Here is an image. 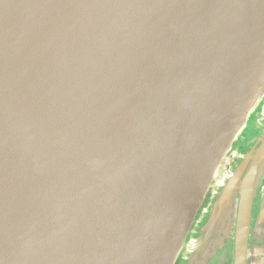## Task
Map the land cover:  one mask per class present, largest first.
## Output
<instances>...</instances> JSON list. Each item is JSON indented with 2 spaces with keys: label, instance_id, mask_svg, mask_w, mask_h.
Segmentation results:
<instances>
[{
  "label": "water",
  "instance_id": "water-1",
  "mask_svg": "<svg viewBox=\"0 0 264 264\" xmlns=\"http://www.w3.org/2000/svg\"><path fill=\"white\" fill-rule=\"evenodd\" d=\"M263 100L264 0H0V264L241 259Z\"/></svg>",
  "mask_w": 264,
  "mask_h": 264
},
{
  "label": "flooded vegetation",
  "instance_id": "flooded-vegetation-1",
  "mask_svg": "<svg viewBox=\"0 0 264 264\" xmlns=\"http://www.w3.org/2000/svg\"><path fill=\"white\" fill-rule=\"evenodd\" d=\"M263 135L264 101H262L257 111L248 119L240 137L232 144L229 155L227 159L224 160V173L220 182L237 163L247 156L248 151L251 149L252 141L262 138ZM261 181L263 186L261 192L257 196L254 209L252 210L247 240L245 244H243L242 258H239V260L237 259V244L234 239L235 226H232L231 234L227 235L221 247L215 251L206 264H264V176L261 178ZM212 198L213 193L210 191L195 218L189 237L193 236L192 233L196 231L197 227L205 219V211ZM187 255L188 251L184 249L175 264H183Z\"/></svg>",
  "mask_w": 264,
  "mask_h": 264
},
{
  "label": "rangeland",
  "instance_id": "rangeland-1",
  "mask_svg": "<svg viewBox=\"0 0 264 264\" xmlns=\"http://www.w3.org/2000/svg\"><path fill=\"white\" fill-rule=\"evenodd\" d=\"M264 101V100H263ZM255 113V112H254ZM240 137V136H239ZM238 137V138H239ZM230 152V151H229ZM228 155H229V153H228ZM228 155H227V157H228ZM227 157H226V159H227ZM225 159V160H226ZM223 165H224V162H223V164H222V168H221V170L219 171V174L217 175V177H216V179H215V181H214V183H213V185H212V187H211V190L210 191H215L216 190V188H217V184L219 183V181H220V179H221V177H222V175H223V173H224V170H223ZM261 184H262V181H261ZM259 191H260V188H259ZM256 200H257V196H256V198H255V202H254V205H255V203H256ZM254 205H253V209H254ZM189 235H191V232L189 233ZM192 235H194L193 233H192ZM183 264H185V261H184V263Z\"/></svg>",
  "mask_w": 264,
  "mask_h": 264
}]
</instances>
